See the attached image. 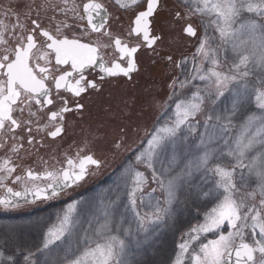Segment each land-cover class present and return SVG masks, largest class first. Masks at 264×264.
I'll return each instance as SVG.
<instances>
[{
	"label": "snow or ice",
	"instance_id": "1",
	"mask_svg": "<svg viewBox=\"0 0 264 264\" xmlns=\"http://www.w3.org/2000/svg\"><path fill=\"white\" fill-rule=\"evenodd\" d=\"M185 2L188 3L192 14L212 18L210 27L218 33L220 45H230L235 59L228 71L220 70L222 61L219 49L213 47L215 38L210 37L206 29L198 48L203 59L198 67H194L193 75L180 84L183 88L192 80H199L204 82V87L194 85L195 91L191 98L180 99L175 104V119L171 124H165L156 130L147 141V149L136 156V161L150 170L151 179L164 193L163 205L159 199L153 202V199L149 198L146 201L143 192L149 177L144 172L131 168L128 170L131 184L125 180L124 185L128 189L125 193L128 199L127 208L131 209L135 218V231L131 226L125 227L123 218L116 219L115 207L119 196L107 204L101 201V204H104L101 212L103 219L101 222L99 217L96 218L97 227L91 232L79 230V222L74 214L80 202H74L60 218L58 226L48 229L42 247L36 249V252L44 257L42 264H133L129 259V250L133 243L139 248L142 242L150 240L156 234V229L174 215L173 204L178 201L187 179L195 172H202L205 177L211 174L218 179L213 180L212 186L201 193L208 200L204 222L191 229L188 239L179 245L181 256L177 257L176 264H184L185 255H190L192 264H264V214L255 204L248 203L249 199L255 201L259 196V204L264 209V0ZM117 3H121V0H117ZM131 3L136 4L137 0H131ZM158 3L159 0H149L147 11L140 12L135 20L134 31L137 34L143 33L149 46L155 43V38L149 39V17L153 15ZM121 6L129 5L125 2ZM102 8L103 6L97 3L86 5L88 23L93 31H100L104 26L106 16H100V23H93V12L99 16ZM32 23L35 25L32 31L35 32L40 28V24L35 20ZM15 27L22 30L25 28L18 15ZM56 31H60L59 26ZM185 31L190 36L196 35V30L191 24ZM42 35L50 41L47 47L55 52L57 64L70 63L73 72L79 75V79L72 84L69 80L72 72H65L55 81L57 89L66 87L79 96L86 91L85 82L91 88L97 87L96 83L86 81L84 75L85 70L97 61V48L75 39H57L47 30H42ZM21 39L26 43L14 49V58L10 59L7 54L0 57V70H6L0 71V75L6 77V80L0 81V130L4 129L7 121H10L12 126L19 127L12 113L14 110L23 112L22 107L13 108L22 95L27 97L28 103L35 100L36 104H40L41 99L47 104L53 103L50 98L51 90L44 82L47 76L38 78L29 63L36 47L35 36L27 35ZM6 42L5 33L0 31V43ZM115 44L119 51L128 57H132L137 51L135 47L122 46L119 39L115 40ZM205 62L209 67H204ZM100 68L108 75L122 73L127 76L135 70L136 65L134 60H131L127 68L119 64L108 68L103 63ZM40 71L46 72V69L41 68ZM226 92L230 97V107H226L223 112L213 110L207 115L205 134L198 138L197 144L188 145L184 135L185 128L189 134L194 132L196 129L192 121L203 111L205 101L216 105ZM246 104H251L256 110H250L245 116L238 135L225 137L223 134L232 127L233 118ZM77 107L82 108L83 105ZM68 111L71 109L62 107L59 112H52L51 118H62V114ZM61 132L63 127L57 126L50 135L56 137ZM217 139L222 140V143L213 146ZM192 147L198 150V154L192 156L176 171V166L180 163V153L190 151ZM227 158L233 161L231 167L224 164ZM67 163V169L46 171L43 176L31 170L27 171L29 180L43 178L49 181L44 187L33 185L26 187L23 192L12 193L10 188L7 191L12 193L13 197L26 198L31 194L36 199H53L65 189L78 186L85 180L89 174V165L100 166V161L92 155L84 156L78 163L68 159ZM6 165L7 161L5 166H0V171L5 170ZM237 170H240L239 184L235 179ZM6 171L11 173L14 168L6 167ZM16 179L20 180L21 177ZM253 180L256 187L238 196L241 189ZM152 191L155 192L156 189ZM10 203V200L0 199V204L5 207ZM138 205L148 208L149 211L141 213ZM207 233H213L215 238L197 244L201 235ZM194 244L196 247H192ZM35 255L36 253L29 251L24 259L28 264H36L32 259ZM2 256L3 253H0V257Z\"/></svg>",
	"mask_w": 264,
	"mask_h": 264
},
{
	"label": "rangeland",
	"instance_id": "2",
	"mask_svg": "<svg viewBox=\"0 0 264 264\" xmlns=\"http://www.w3.org/2000/svg\"><path fill=\"white\" fill-rule=\"evenodd\" d=\"M84 1L87 0H76V15L77 11L82 8ZM142 1L143 0H137L136 4H132L131 0H121V3H119V9L123 12L124 27H129L124 30L125 37L129 39L128 41L132 44L137 43L138 40L132 35L131 26L127 24L131 22L134 16L133 13L137 12L143 6ZM164 1L171 7L167 9L166 12H161L157 17V26L161 28L162 34L164 32V39L161 45L154 49L146 48L141 52L139 55V69L134 74L133 78L120 85L117 90L107 97V99H103L101 102L103 105L96 110L97 113L92 116L87 123L89 127V132L87 133L95 137L94 150L97 151L98 155L101 157L106 156L105 154L114 151L116 146L119 148L121 147L119 153L126 158L122 166L104 181L96 184L93 188L83 191L73 202L69 203L67 207L62 208L61 211L54 213V215L48 214V216L43 214L45 217L42 218H39V216H28V218L27 216H23L26 210L21 209L16 211V214L19 215L20 222L1 221L0 230L6 229L12 231L17 227L23 229L25 233H36L37 230L40 229L42 231H40L39 240L36 244L38 247H42L48 229L58 226L60 218L63 217L64 213L69 210V206L74 202H80L74 214L79 222V230L91 232L97 227V217H99L102 222L103 218L101 212L104 204L116 200L117 196H119V201L115 207L116 219L123 218L125 220V227L131 226L133 231H135L136 224L134 214L130 208H127L128 199L125 193L128 189L125 188L124 181L127 180L129 185L131 184V176L128 174V170L134 168L136 171L144 172L145 175L149 177L148 181L153 182L150 170L146 169L143 164H139L136 161V156L141 151L147 149V141L151 139L152 134L156 130L165 124H171L175 119V104L179 102L180 99H190L191 94L195 91L194 85H199L201 88L204 87V82L199 80H192L190 84L183 88L180 87V84L193 75L194 67H198L203 59L198 52V48L201 39L205 35L206 29L208 35L215 38L213 47H218L219 49V57L222 61L220 70L228 71L235 59L230 45H220L218 33L210 27L211 17H204L203 21L196 20L197 22L194 25L197 28V35L192 38L183 33L184 26L182 21L175 17L176 13H181L184 10L174 7L172 0ZM177 1L185 2V0ZM125 2L128 3V7L121 6ZM59 9L61 14H66L69 11H72L69 13L72 14L74 11L70 6L59 7ZM79 30L80 29H76L77 34L88 35L87 39L96 40L101 47L107 50L108 54L112 52L113 49L109 45V41H106L102 35L90 34L88 31L84 32ZM225 47L227 50H225ZM169 57L171 59H169ZM204 67L207 68L209 65L205 62ZM170 90L173 94L170 98H166ZM230 103V97L227 92L224 97L220 98V101L216 105L206 100L203 105V111L192 121L196 130L191 134L188 133L186 128L184 130V135L187 137L186 143L188 145L197 144L198 138L205 134L204 124L206 116L211 114L213 110L216 112H223L226 107H230ZM250 110L256 109H254L251 104H246L244 109L233 118V125L230 130L223 135L225 137H235L238 135L241 131V124ZM121 112H125V116H123ZM6 134L10 140L15 138L11 133L7 132ZM1 139V141H4L3 136ZM221 143L222 140L217 139L213 146ZM6 145H8V142H5L4 146ZM14 148L17 150L13 151ZM20 149L21 146L18 144H11L10 147L5 149L0 148V166H5V162L7 161L6 167L14 168V171L11 173L6 171V167L5 170L0 171V194L8 184H16L18 187H32L33 185L41 187L49 182L42 179L32 181L27 178L25 174L27 169L36 170L39 166L45 168L46 165H44V161L41 163L42 160L37 163L22 161L21 164L20 161L23 158L18 154ZM197 154L198 150L195 147H192L190 151L181 152L180 163L176 166L175 170L178 171L192 158V156ZM117 157L119 158V155ZM68 159L75 161L74 157H67L64 164L65 167H68ZM232 163L233 161H231L230 158L224 160V164L227 167H231ZM21 165H24L23 169ZM157 167H159V165H157ZM244 171L245 174H247V170L245 169ZM239 175L240 170H237L235 179L238 184ZM17 177H21V179L17 180ZM215 179H218V177L211 174L205 177L202 172H195L192 177L187 179V182L181 189L178 201L173 204L174 215L169 218L164 225L156 229V234L153 235L150 240L142 242L139 248L133 243L129 250V259L133 264H148L152 257L157 255L159 251L163 252V250L165 251L161 253L162 255L155 264H176L177 257L181 256L179 245L188 239V233L191 229L204 222V212L208 207V200L203 197L201 193L203 190L212 186V182ZM149 186H151L150 182L147 187ZM82 187L83 186L78 187L80 188L79 191L83 189ZM255 187L256 185L253 180L247 187L241 189L238 196L253 190ZM152 189H156V191L153 192ZM152 189L144 188L143 195L146 201L149 198H152L153 202L155 199H159L163 205L165 198L164 193L155 182ZM259 200L260 197L257 196L255 201L249 199L248 203L255 204L256 208L264 214V209L261 208ZM101 201H103L104 204H101ZM138 210L141 211V213L149 211L148 208L140 205H138ZM48 222L50 224L46 229L44 225ZM178 224H181L180 228H177ZM211 234L212 233L201 235L200 241H198L197 244L200 242L206 243L208 240H211ZM173 235L175 237H173ZM170 237H172V241L170 243L168 242V244L167 241ZM126 239L130 240V238ZM141 240H143L142 234ZM3 243H0V249L2 245L6 246V243ZM192 247H196V245L194 244ZM28 252H25V254H27L24 255L27 256ZM0 253H3V256L0 257V264H17L20 262V260H18L19 256L17 259V254H7L3 250H0ZM34 253H36V255L33 256L32 259L36 261V264H42L44 257L39 252ZM7 257H11L12 259L7 260ZM183 261L184 264H192L190 255L183 256Z\"/></svg>",
	"mask_w": 264,
	"mask_h": 264
},
{
	"label": "flooded vegetation",
	"instance_id": "3",
	"mask_svg": "<svg viewBox=\"0 0 264 264\" xmlns=\"http://www.w3.org/2000/svg\"><path fill=\"white\" fill-rule=\"evenodd\" d=\"M88 1L90 0L83 2L82 8L80 7L81 9L77 11L76 15V0H66V2L65 0H0V31L5 33V39L7 41L6 43H0V57L7 54L10 59L14 58V49L26 43L25 40L21 39V37L34 35L36 39V47L32 51V58L29 63L38 78L43 79L47 76V79H45L44 82L51 90L50 98L53 101L52 104H47L44 99H41L40 104H36L35 100L28 103L27 97L22 95L20 101H18L13 108L19 109L22 107L23 112L14 110L12 113L13 118L18 121L19 127L12 126L10 121L5 123L4 129L0 130V145H2L0 148H8L11 144L20 145L21 149L18 154L23 158L20 163L22 164V161L25 162L31 157L36 159L34 161L35 163L41 162L40 160H42L41 163L44 161V165H46L45 168L39 166L36 170H32L34 173H41L42 175L46 171L56 172L61 170V168L64 167L63 164H65L67 157H74L75 161L78 163L79 159L84 156L92 155L100 161V166H89V174L86 179L82 181L83 183L89 181L92 178L93 173L96 175L95 170L102 166L101 156L98 155L96 151L80 150L77 152L71 147L75 146L79 148L82 146V148H84L82 139L84 137L90 138L92 135L87 133L89 132L87 123L90 121L92 116L97 113L96 110H98L102 100L107 99V97L117 90L120 85L130 81L135 73L131 74L130 77L125 75L106 76L105 72L95 68L94 66H90L85 70L84 75L86 77V81L96 83V88H91L85 82L86 91L82 92L79 96H76L66 87L57 89L55 87V81L65 72H72V76L69 77L72 84H75L76 80L79 79V75L73 72L70 63L57 64L55 52L47 47L50 41L42 35V30L49 31L50 34L55 36L57 39H75L83 43L98 45L102 51L108 68H114L116 64H119L124 68L129 66L130 57L126 56L124 58L123 54L117 50V47L115 46L116 39L121 41V45L127 44L129 48L140 46L138 52L136 53V60L138 64L140 63L139 55L147 48L145 46L146 44L142 42L143 35H137L134 31V26L135 18L140 12L147 9L148 0L142 1L143 6L137 12H134L135 14L133 13L134 16L131 19V22H128L129 24H127L131 26L130 29L132 31V35L136 40H138L135 44L130 43L128 41L129 39L125 37L124 30L129 27H124L125 22L123 12L119 9V3H117V0H96L103 6V8L99 16L93 12L95 19L94 23H100V16H106L104 26L100 31H93L92 26L88 23V12L85 10V4ZM172 1L174 7L184 10L181 13H176L175 17L176 19L182 21L184 26L183 33L188 35L185 31L186 26L191 24L195 29H197L194 24H196L197 21H203L204 17L198 14H192L186 2L177 0ZM63 6L72 7L74 10L73 13L69 14L72 12L69 11L66 14H61L59 7ZM170 7L167 5L166 1L160 0L159 7L155 11V14L151 17L150 38L156 39L155 47L151 49L159 47L164 39V32L162 34L161 28H158L157 26V17L161 12H166V10ZM17 15L19 16L20 23L25 25L23 30L20 27H15L17 25ZM33 20L40 24V28L36 29L35 32L32 31V29L35 28V25L32 23ZM58 26L60 28L59 32L56 31ZM76 29H80L79 31L82 30L84 32L88 31L90 34L94 33L96 35H102L106 41H109V45L113 49L112 52L108 54L107 50L101 47L96 40L87 39L88 35L85 34H77ZM41 68L46 69V72H41ZM0 79L3 81L6 80V77L0 75ZM77 105H83V107L78 108ZM65 106L70 108L71 111L64 112L62 114V118L58 117L53 120L51 118V113L59 112L60 109ZM57 126H62L63 132H61L58 136L53 137L50 133L55 131ZM29 129H31V131H29ZM7 132L13 134L15 138L10 140L6 136ZM2 136L4 141H1ZM30 140L31 143H29ZM5 142H8V145L4 146ZM65 143H68V145H64ZM60 152H62V154L59 155ZM75 152L78 154L76 155ZM64 157H66V159L62 162ZM21 166L23 169L24 165ZM26 173L27 172H25V174ZM12 186L14 189L20 188L16 184H12ZM180 227L181 225L179 228ZM211 238L214 239L213 233L211 234ZM171 241L172 237L168 239L167 243H170ZM164 251L165 250H163V252ZM163 252L159 251L157 255L151 258L148 264H155Z\"/></svg>",
	"mask_w": 264,
	"mask_h": 264
},
{
	"label": "trees",
	"instance_id": "4",
	"mask_svg": "<svg viewBox=\"0 0 264 264\" xmlns=\"http://www.w3.org/2000/svg\"><path fill=\"white\" fill-rule=\"evenodd\" d=\"M101 105L103 104L101 103L99 107H101ZM128 108H127V112H128ZM121 113L123 116H125V112H121ZM82 143H84V148H82V146H80L79 148L75 146H72V147L70 146V147L74 148L73 150L77 152H79L80 150H94L95 137L93 135L90 138L84 137L82 139ZM64 145H68V143H65ZM115 148H114L115 150L112 151L113 153L107 152L105 154L106 156L102 157V164H101L102 166L95 170L96 175L93 173L92 178L89 180L90 182H88L90 183L89 187L94 185L97 181L102 180L106 176L110 175L114 170H116L121 165V163L123 162V158H124V156L120 155L119 153V150L121 149V147L119 148L116 146ZM60 154H62V152H60L59 155ZM118 155H119V158L117 157ZM72 193L73 191L71 190L63 194V196L53 199L52 201L29 206V208H34V209H38L41 211V213H37L33 215V217L39 216V218H42V217H45L43 216L44 213L54 215V213L61 211L62 208L67 207L68 203H70L69 198L72 196ZM18 216L19 215L16 214L15 211H12V210L4 211L0 209V222L1 221L2 222L13 221L17 223V222H20ZM23 216L28 217V214L23 215ZM48 225H49V222L44 225L45 228ZM40 231L42 230L38 229L36 233H32V232L25 233L23 229L21 228L19 229L17 227L16 229H13L12 231L2 229L0 230V243L4 242L3 244L6 243V246L2 245L0 250L5 251L7 254H12V253H14L15 255L17 254V259L19 256L18 260H20V262H18L17 264H28V261L24 259L25 255L27 254V253L25 254V252H28V251L36 252V249L38 248V245L36 243L39 240ZM43 231H44V227H43Z\"/></svg>",
	"mask_w": 264,
	"mask_h": 264
},
{
	"label": "water",
	"instance_id": "5",
	"mask_svg": "<svg viewBox=\"0 0 264 264\" xmlns=\"http://www.w3.org/2000/svg\"><path fill=\"white\" fill-rule=\"evenodd\" d=\"M91 3H93V2H91ZM149 3V2H148ZM89 4V3H88ZM88 4H86V5H88ZM158 5H159V3H158ZM158 7V6H157ZM147 9H148V6H147ZM157 9V8H156ZM155 9V10H156ZM155 10H154V12H153V15H154V13H155ZM147 11V10H146ZM145 12V11H144ZM151 17V16H150ZM150 17H149V19H150ZM94 21H95V19H93V23H94ZM149 34H150V30H149ZM150 39V38H149ZM145 40V39H144ZM145 41H147V40H145ZM80 42V41H79ZM155 42H156V39H155ZM80 43H82V42H80ZM82 44H84V43H82ZM87 45H89V44H87ZM154 45V43L151 45V46H149V43H148V47H152ZM91 47H95V48H97V61H96V63L95 64H93L96 68H98V69H101L100 68V64L101 63H103V58H102V55H101V52H100V50L98 49V47L97 46H95V45H90ZM119 50V49H118ZM135 54V53H134ZM134 54L132 55V57H131V60H134V62H135V58H134ZM101 58H102V60H101ZM130 60V61H131ZM135 65H136V68H135V70H133V71H136L137 70V64H136V62H135ZM132 71V72H133ZM107 74V73H106ZM119 74V73H118ZM117 75V74H116ZM12 189V187H8L6 190H5V192H4V194L2 195V197L0 198V199H7V200H10L11 201V203H10V205L9 206H15V205H20V204H25V203H29V202H33V201H35V200H38V199H36L34 196H32L31 194H29L26 198H21V197H13L12 196V193H14V191H13V189H12V193H9L7 190L8 189ZM26 188V187H25ZM25 188H23L22 190H19V191H16V192H23L24 191V189Z\"/></svg>",
	"mask_w": 264,
	"mask_h": 264
}]
</instances>
